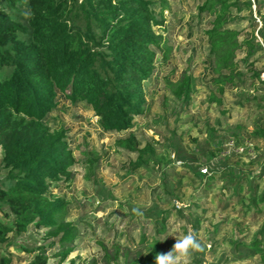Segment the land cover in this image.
<instances>
[{"label":"rangeland","instance_id":"rangeland-1","mask_svg":"<svg viewBox=\"0 0 264 264\" xmlns=\"http://www.w3.org/2000/svg\"><path fill=\"white\" fill-rule=\"evenodd\" d=\"M162 1H153L162 20L153 29L167 52L157 51L154 71L142 83L144 108L132 126L106 131L91 106L72 103L60 93L46 118L51 130L64 129L75 159L69 179L50 187L66 201L65 220L76 227L73 250L60 261L58 244L47 245L44 229L29 225L19 235L9 234V244H0L9 264H28L33 258L19 246L43 244L47 264H125L154 240L166 254L186 232L202 245L190 252L186 264H262L251 244L257 239L264 253V198L259 201L264 137L251 133L264 128V46L247 55V45H239L232 74L240 78L216 84L229 72H218L210 55L206 32L214 14L202 9L204 0ZM236 1L224 27L236 32L238 43L252 33L260 40L264 0ZM184 76L190 81L188 100L172 91ZM130 134L138 148L148 149L146 163L136 165L138 153L119 144ZM229 144L246 148L223 157ZM1 158L0 149V178ZM203 167L208 173L200 172ZM157 216L164 224L160 233ZM104 252L111 261L105 262Z\"/></svg>","mask_w":264,"mask_h":264},{"label":"trees","instance_id":"trees-1","mask_svg":"<svg viewBox=\"0 0 264 264\" xmlns=\"http://www.w3.org/2000/svg\"><path fill=\"white\" fill-rule=\"evenodd\" d=\"M154 0H0V244L9 234L19 235L29 225L43 228L47 245L58 244L60 261L73 250L76 227L65 220L66 201L51 192V185L69 179L75 162L64 129L51 130L45 123L56 107L57 94L72 103L85 102L106 131L130 128L144 108L142 83L154 71L157 51L167 49L153 27L161 24L152 8ZM161 3H165L161 0ZM236 0H204L202 9L214 14L207 30L210 55L217 71L227 70L216 84L234 82L235 51L247 45V55L263 51L264 14L250 39L238 43L236 32L224 27ZM247 7L250 2L244 3ZM179 98L190 97L184 76L173 88ZM264 137V128L251 133ZM119 144L138 153L136 165L146 163L147 148H138L130 134ZM236 154H222L230 156ZM237 155V154H236ZM264 164V161H263ZM264 198V193L260 200ZM156 231L164 227L161 220ZM159 222V223H158ZM144 240V236L141 237ZM254 239L251 246L264 253ZM28 264H47L45 244L31 248ZM164 254L159 240L125 264H156ZM105 262L112 260L107 252ZM0 253V264H9ZM90 264H96L93 260Z\"/></svg>","mask_w":264,"mask_h":264},{"label":"clouds","instance_id":"clouds-1","mask_svg":"<svg viewBox=\"0 0 264 264\" xmlns=\"http://www.w3.org/2000/svg\"><path fill=\"white\" fill-rule=\"evenodd\" d=\"M168 235H176V233H169ZM194 250H202V245L194 233L186 232L181 239L176 238V242L170 251L166 254H157L155 261L156 264H186L187 257Z\"/></svg>","mask_w":264,"mask_h":264},{"label":"built area","instance_id":"built-area-1","mask_svg":"<svg viewBox=\"0 0 264 264\" xmlns=\"http://www.w3.org/2000/svg\"><path fill=\"white\" fill-rule=\"evenodd\" d=\"M246 148V145H241V146H235L233 144H229L228 150L224 152V154H230L231 152L240 154L242 151ZM200 172L202 173H208L207 167L200 168Z\"/></svg>","mask_w":264,"mask_h":264}]
</instances>
